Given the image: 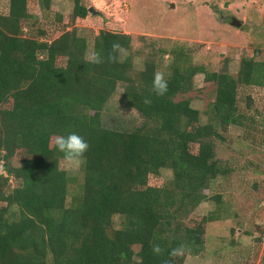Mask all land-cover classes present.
I'll return each mask as SVG.
<instances>
[{
    "label": "trees",
    "instance_id": "16d2710c",
    "mask_svg": "<svg viewBox=\"0 0 264 264\" xmlns=\"http://www.w3.org/2000/svg\"><path fill=\"white\" fill-rule=\"evenodd\" d=\"M39 3L49 8V0ZM71 3L70 22L84 19L81 0ZM29 17L26 0H8L0 15V264H183L182 257L169 256L181 245L184 254L197 255L204 226L218 216L197 217L194 209L208 199L203 192L210 182L227 174L214 159L212 139L220 137V126L241 125L237 88L264 87V63L241 58L235 77L204 73L175 46L165 65L168 92L161 97L152 92L158 62L145 60L140 70L129 55L107 62L114 42L120 52L130 50L128 35L99 31L91 53L106 62L97 65L87 61L86 40L75 27L51 40L41 30L23 36L21 23ZM197 73L214 86L206 124H199L187 99L175 100ZM118 86L125 106L143 118L126 131L100 120ZM72 132L90 147L69 195L67 174L57 163L63 153L49 142ZM18 152L25 156L13 165ZM164 169L170 178L150 185ZM9 179L17 184L8 190ZM212 199L219 204L218 196ZM154 245L161 254L153 253Z\"/></svg>",
    "mask_w": 264,
    "mask_h": 264
},
{
    "label": "rangeland",
    "instance_id": "374dc122",
    "mask_svg": "<svg viewBox=\"0 0 264 264\" xmlns=\"http://www.w3.org/2000/svg\"><path fill=\"white\" fill-rule=\"evenodd\" d=\"M39 1L26 0L30 17L21 23V34L33 37L41 30L51 40L75 27L86 40V57L91 54L93 37L104 30L130 37V50L121 51L119 57L129 55L135 70L151 60L158 62L156 72L165 73L169 51L175 46L204 73L224 71L235 77L241 58L264 63V0H81L96 14L87 13L73 22L71 0H49L47 10ZM7 9L8 0H0V15ZM231 18L240 26H231ZM161 49L166 52L159 53ZM62 64L58 59L57 65ZM204 73L194 75L190 90L175 98L189 101L198 111L199 124L210 122L208 107L214 95V86ZM121 92L118 86L101 109L100 120L106 128L126 131L139 126L143 118L125 106ZM9 106L10 102L3 105ZM236 107L241 125L220 126V137L212 139L214 159L227 174L210 182L203 192L208 199L193 212L197 217L217 213L218 219L204 226L203 249L197 255L184 254L183 264H264V87L239 86ZM195 149L190 146V151ZM24 156L16 153L11 163L17 165ZM57 163L67 174V193L73 194L81 180L80 167L66 171L63 158ZM169 178L164 169L149 184L160 185ZM16 184L9 179L8 190ZM214 196L219 197L218 205Z\"/></svg>",
    "mask_w": 264,
    "mask_h": 264
},
{
    "label": "clouds",
    "instance_id": "9594fccd",
    "mask_svg": "<svg viewBox=\"0 0 264 264\" xmlns=\"http://www.w3.org/2000/svg\"><path fill=\"white\" fill-rule=\"evenodd\" d=\"M120 56V45L117 42L112 44V51L108 54L107 62H118ZM87 61L93 64L105 63V58L99 52H93L86 57ZM152 92L157 96H164L168 92V82L165 79L163 72H155L153 77ZM145 104H150L149 98L145 99ZM50 147H54L60 153H63L64 170L72 171L79 169L85 163V154L89 150L90 145L84 139V137L78 135L75 132L68 135H56L52 138ZM154 254H161L162 249L159 245H154L152 249ZM184 255V246L181 245L172 249L169 252V256L175 260ZM167 264V262H166Z\"/></svg>",
    "mask_w": 264,
    "mask_h": 264
},
{
    "label": "water",
    "instance_id": "95a60500",
    "mask_svg": "<svg viewBox=\"0 0 264 264\" xmlns=\"http://www.w3.org/2000/svg\"><path fill=\"white\" fill-rule=\"evenodd\" d=\"M170 7H172V4H170ZM87 13L96 14V12L94 10H92L91 8H87ZM229 24L233 27H239L240 26V22L234 18L230 19Z\"/></svg>",
    "mask_w": 264,
    "mask_h": 264
}]
</instances>
